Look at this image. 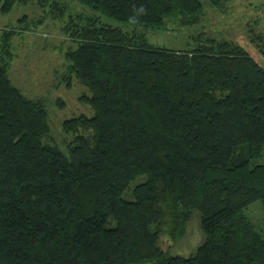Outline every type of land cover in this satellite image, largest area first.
<instances>
[{
	"label": "trees",
	"instance_id": "trees-1",
	"mask_svg": "<svg viewBox=\"0 0 264 264\" xmlns=\"http://www.w3.org/2000/svg\"><path fill=\"white\" fill-rule=\"evenodd\" d=\"M77 1L100 16L70 24L68 69L94 115L64 122L68 153L45 141L43 103L10 78L16 31L0 37V264H264L245 214L264 206V62L221 38L193 35L179 51L100 22L190 27L201 0ZM195 211L196 253L164 251L161 236L176 238Z\"/></svg>",
	"mask_w": 264,
	"mask_h": 264
},
{
	"label": "rangeland",
	"instance_id": "rangeland-1",
	"mask_svg": "<svg viewBox=\"0 0 264 264\" xmlns=\"http://www.w3.org/2000/svg\"><path fill=\"white\" fill-rule=\"evenodd\" d=\"M201 1L204 4L202 18L190 27H182L173 19H168L161 30L136 27L105 16L100 22L130 34H144L151 44L179 51L194 47L193 35L221 38L264 62V0H220L218 7L211 6L208 0ZM58 8L65 10L61 12ZM80 15L100 16L77 0H49L44 7L39 0H25L9 14L0 10V37L5 29L16 31L12 40L15 57L10 78L24 95L43 103L50 126L45 141L65 153L70 151L75 136L63 130L64 122L81 115H94L84 100L90 95L89 90L68 69L67 53L77 47L69 31L70 24L79 21ZM21 18L24 19L20 21ZM141 180L133 181L132 188ZM132 188L126 192V198H131ZM245 214L264 237L262 202L251 204ZM182 229L176 238L167 234L161 236L159 245L171 255L186 258L196 253L205 240L199 212L195 211Z\"/></svg>",
	"mask_w": 264,
	"mask_h": 264
},
{
	"label": "clouds",
	"instance_id": "clouds-1",
	"mask_svg": "<svg viewBox=\"0 0 264 264\" xmlns=\"http://www.w3.org/2000/svg\"><path fill=\"white\" fill-rule=\"evenodd\" d=\"M145 10L143 8L140 9V12L143 13Z\"/></svg>",
	"mask_w": 264,
	"mask_h": 264
}]
</instances>
